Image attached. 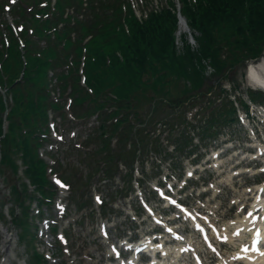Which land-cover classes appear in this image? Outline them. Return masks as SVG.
<instances>
[{
	"label": "trees",
	"instance_id": "16d2710c",
	"mask_svg": "<svg viewBox=\"0 0 264 264\" xmlns=\"http://www.w3.org/2000/svg\"><path fill=\"white\" fill-rule=\"evenodd\" d=\"M36 1H27L32 2L28 12L19 5L14 6L25 25L20 31L23 47H18L6 24L8 42L0 38V86L11 96L6 114L7 131L0 138V171L8 166L11 173L15 172L17 164L14 159L19 151L20 160L26 165L23 169L25 175L34 189L44 196L50 191L44 187L48 184L43 172L44 162L35 150L42 139L36 130L43 126L46 109L55 111L59 107L58 102L48 97L47 69L66 63L70 56L71 65L66 71L54 74L58 94L67 91L70 95L74 116H89L95 112L97 115V124L88 133L90 138L86 141L93 142L94 146L83 154L78 151L77 160L83 164L85 176L93 175L99 169L100 178L110 179L116 170V160L128 166L135 151L143 155L152 148L153 154L161 159L169 157L159 141V134H153L157 122L161 131L168 130L165 138L173 142L177 158L183 149H188L186 154L191 153L195 147L186 148L191 137H186L182 131L181 137L184 138L174 137L173 129L183 123L193 127V123L186 122L183 112L176 113L175 107L182 105L190 95L191 98L204 95V90H211L202 107L207 112L201 113L195 126L200 140L215 138L223 125L234 121V107L228 91L219 84L216 88L207 84L203 90L199 88L205 81L199 61L203 58L209 60L214 68L212 78L217 80L226 76L224 68L228 65L259 54L264 45V0H182L180 12L198 28V49L191 51L186 47L182 53L176 54L171 34L174 15L168 7L149 11L148 16L139 21L129 4L122 12L119 0H88L90 21L71 26L64 22L65 17H61L62 5L80 0H55V10L43 18L33 13L47 12L48 6L38 8ZM166 1L172 8L173 2ZM59 21L64 22L63 25L55 28ZM26 26L32 29L34 37L27 33ZM53 27V37L50 38L46 30ZM72 28L76 33L74 39L68 32ZM87 34H90L89 39L81 43ZM39 40H45L43 46L39 45ZM82 46L85 49L84 82L90 88L89 92L77 82L76 70ZM1 95L0 113L2 107L9 104L7 96L3 98ZM248 95L253 100L262 97L258 91L248 92ZM238 101L245 108L241 98L238 97ZM143 102L146 103L144 108ZM82 103L84 107L78 112ZM149 124L152 125L150 128ZM113 135L117 139L112 148L109 143ZM88 153L92 154L91 159H87L90 157ZM129 176L130 171L123 178ZM66 178L69 177L66 175ZM11 188L16 201L21 196H32L24 191V186L21 190L15 187L14 182ZM22 211L26 213V206ZM13 218L22 230L26 229L23 217Z\"/></svg>",
	"mask_w": 264,
	"mask_h": 264
},
{
	"label": "rangeland",
	"instance_id": "374dc122",
	"mask_svg": "<svg viewBox=\"0 0 264 264\" xmlns=\"http://www.w3.org/2000/svg\"><path fill=\"white\" fill-rule=\"evenodd\" d=\"M156 1L157 4L159 2H164V0ZM151 4L152 0H149L144 2L142 7L147 9ZM154 4H156V2H154ZM8 13L12 14V8L9 12L6 11V14L4 11H1L0 20H3L2 17H4V19L9 21L11 15ZM182 17L184 21L181 22L178 20L175 31L171 32L175 51L183 50L182 48L184 47L194 49L196 47L195 41L197 35H199L198 28L192 26L184 16ZM5 21L6 20H4V22ZM184 37L189 39L188 42H192L194 39L195 45L192 47L188 43L185 44ZM245 65L246 63L236 68L233 74V79L236 80V83H239L238 89L241 92L244 86L252 85L246 75L250 65L246 70ZM224 83V85H227L226 82ZM228 85L230 86L231 82H229ZM238 89L237 93L243 96ZM143 104L145 105L146 103L143 102ZM185 105L186 104L183 102L178 108L175 107L176 113L181 111ZM194 107L196 108L197 104ZM63 109L67 115L64 118L56 115V113L50 115V120L52 121L54 129H49L47 127L45 130L48 134L47 140H49L51 144L47 145L44 151H50L53 158L60 162L62 167L70 172L72 181L74 182L73 177L78 176L79 171H77V163L76 160H74V155H68V151L70 147H72V143L80 144L79 148L81 144L83 145V141L86 138L85 136L91 124L94 123V118L91 117L90 119L79 120L71 116L69 109ZM194 111L195 110H192L191 107L186 110L189 120H191L193 113L196 112ZM241 111V109L238 110L239 118L240 116L242 117ZM259 111L260 107H251L250 113L252 119L245 116V118L239 119V123L235 121L231 125L224 126L221 130L223 133L216 141L213 143H210L212 141H206V145L209 147L203 153V156L196 162H191L189 158L185 159L183 162L185 173L181 174V179L177 177L175 167L172 166V164H178V159H175L168 162L160 161L159 166L162 167V170L157 176L149 171L150 168L146 169L149 171L150 175L145 178L141 185L133 183L132 191L129 192L126 197L119 196V193L115 191L116 188L120 186L118 177H115L112 181L106 179L95 180L89 188V197L86 194L82 196L71 190L72 185L69 181H67L70 183L69 189L67 188L60 191L56 188L55 200L60 196L59 201L65 204L63 213L58 214L56 211L57 208H54V206L50 208L46 206L45 209L41 207L42 212L40 215L52 217L56 222L55 226L58 227L59 230L62 228L64 229L67 237L66 242L64 244L60 243L59 240L55 238L54 234L50 232L40 237L36 231L35 233L33 232L34 235H32L30 233V228H28L29 231L26 233L29 238L32 237V242L39 252L43 254L48 251L49 253L52 252V256L58 255L53 263H50L49 260H45L43 257L42 264H117L115 257L111 253L113 249L108 247L110 244H113L120 250L119 256L122 257L124 261L128 258L127 256L130 254V251L123 249V246H121L123 240L139 238L140 233H148L151 232V230L157 229V226L151 222L152 220L147 216L146 212L141 209L137 211L138 215H136L133 211L134 208L140 205L138 201L139 197H141L143 201H146L147 205L153 209L155 214L160 216V219L164 220L167 217L172 218L174 216L170 222L175 225L177 229L184 232L185 235L182 238L193 243L195 251L204 253L206 250L203 248L202 243L199 242L197 232H194L190 224L182 219L179 211L174 208L165 207V202L157 198L154 189L153 192L149 189H152L151 186L156 185V181L158 182L160 179L163 181V179H165L168 186L163 185V187L168 189L167 191L169 193L175 191L178 198L184 200L188 206L193 208L196 207L202 216L206 215V219L223 225L228 236V234H230L232 221H235L245 208L252 205L251 201L255 198L254 193H256V184L260 181L261 184L264 182V172H258L259 167L264 164V154L261 156L258 155V159H249L248 157L251 156V154L246 155L243 152V150H252L253 152L255 149L253 145L257 143V140L264 142V140H262L263 132L261 124L258 119H256V114ZM59 133L62 135V140L54 139ZM193 136H195L194 141H196L197 136L194 133ZM226 139H230V141L224 142ZM222 142H224V144H222ZM202 145L200 144L199 146L202 147ZM216 151L218 152L216 153L217 155L214 154L213 156V153ZM146 164L147 163H145V165ZM53 165L55 171L60 174L62 171L56 168L55 162ZM80 168L83 170V164H80ZM4 170L5 171L2 172L1 168L0 171V205L4 210L3 217H1L2 221L0 220V264H31L32 261L29 263V260L31 256H33L34 251L29 248L30 245H33L32 242L29 244L19 236V233L23 234L25 233L24 231L18 230V234L15 235L12 226L15 225L16 222L11 220L10 225L7 220L9 219L8 206L12 207L16 217H20L19 211L23 209V204L26 203V200L22 196L19 197L17 201L14 200L12 196L14 191L11 188V184L14 182L13 179L17 174V168L15 169L16 174H11L8 166H4ZM187 171H190L191 177L194 176L197 179L196 183L193 185L190 178L188 179L189 175H187ZM24 178L25 177H23V179ZM202 178L204 179L203 181H201ZM85 181L88 182L87 180ZM148 182L149 184L147 185ZM169 184L171 185V189H169ZM20 186L21 184L18 182L17 187ZM94 193L99 195L101 203H93L92 199ZM170 211H172V213H170ZM27 213L30 214L31 211L27 210ZM40 215L38 219H40ZM175 215H179L180 217ZM129 219H131V221H129ZM201 220L205 222L204 219ZM100 221H103L104 225H106L105 235H99L98 233ZM186 224H188L189 227ZM159 231L162 233L161 229H159ZM5 237H7L6 240ZM163 237L168 238L167 235H163ZM162 241L164 240L162 239ZM211 241L213 242V240ZM161 242L156 238L153 243L161 244ZM174 242L175 240H165L161 246L165 244L164 248H166V246H172ZM196 242H198V244ZM52 243L55 245V248ZM213 243L215 244V242ZM223 243L229 244L225 247L216 244L217 250L220 253L219 256L214 255L216 258H228L230 254V252H228L229 249L236 245V241L232 239H230V241H224ZM161 246H157V248ZM169 251L171 252L172 249L170 248ZM171 255L173 261L180 259L188 262L192 261L190 254H188V256L183 254L181 256L175 254ZM24 258H26V261H23ZM140 259L141 262L139 264L147 262L142 261V259H145L144 256H141ZM209 259L210 258H207L203 260V262H205V264L210 263ZM37 261H40L39 256Z\"/></svg>",
	"mask_w": 264,
	"mask_h": 264
},
{
	"label": "bare ground",
	"instance_id": "6f19581e",
	"mask_svg": "<svg viewBox=\"0 0 264 264\" xmlns=\"http://www.w3.org/2000/svg\"><path fill=\"white\" fill-rule=\"evenodd\" d=\"M184 24V23H183ZM182 25V24H181ZM247 78L252 81L256 85H260L264 87V56L262 58H259L255 61V63L250 64V66L247 69ZM259 186H261L259 184ZM257 186V188L259 187ZM263 194V193H260ZM259 194V195H260ZM258 196V195H257ZM251 209L249 210L248 213L243 214L237 220L232 221V230L233 233H236L237 238H239L243 234V230H248L249 231V240L251 238H255L260 242L259 238L264 235V219H259L257 218V214L251 213V211L259 209L261 213L264 212V196H258V199L253 201L251 205ZM251 213V215H249ZM264 218V215H263ZM254 227L260 229V230H254ZM261 229L263 233L261 234ZM221 234L225 232V230H220ZM232 232L229 234L230 239L234 236H232ZM244 242H241L239 244L242 245ZM198 244V243H197ZM223 247L227 246L225 243L221 244ZM256 247L252 246H246L245 249H241V246L233 250V255L235 258H240L244 260L248 264H264V255L261 254H256ZM233 258L226 259L227 263H230ZM132 260V259H130Z\"/></svg>",
	"mask_w": 264,
	"mask_h": 264
},
{
	"label": "snow or ice",
	"instance_id": "6c2138e0",
	"mask_svg": "<svg viewBox=\"0 0 264 264\" xmlns=\"http://www.w3.org/2000/svg\"><path fill=\"white\" fill-rule=\"evenodd\" d=\"M249 215H251V213H249Z\"/></svg>",
	"mask_w": 264,
	"mask_h": 264
}]
</instances>
